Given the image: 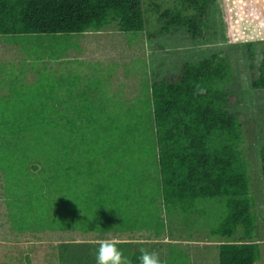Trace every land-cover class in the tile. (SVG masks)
<instances>
[{
    "label": "trees",
    "instance_id": "16d2710c",
    "mask_svg": "<svg viewBox=\"0 0 264 264\" xmlns=\"http://www.w3.org/2000/svg\"><path fill=\"white\" fill-rule=\"evenodd\" d=\"M174 1L192 13L166 10L161 33L184 28L204 39L217 0ZM113 22L124 32L143 31V0H0L3 35H82ZM248 48L253 86L264 89V46ZM233 72L227 56L214 54L155 79L131 104L117 99L114 106L112 97L92 98L87 90L42 96L40 85L0 96V170L20 209L16 221L30 214L20 208L25 200L42 215L57 213L62 229L94 230L84 225L98 209L104 221L117 218L120 228L133 229L160 221L161 205L190 212L197 200L223 199L226 217L211 229L223 238L220 264H262V244L252 239L258 218L240 151L242 124L230 109ZM260 167L264 175V145ZM140 254L131 264H140Z\"/></svg>",
    "mask_w": 264,
    "mask_h": 264
},
{
    "label": "rangeland",
    "instance_id": "374dc122",
    "mask_svg": "<svg viewBox=\"0 0 264 264\" xmlns=\"http://www.w3.org/2000/svg\"><path fill=\"white\" fill-rule=\"evenodd\" d=\"M143 8L146 23L140 32H124L113 22L82 35L0 34V96L40 85L46 92L42 96L58 91L64 98L69 91L77 96L87 90L92 98L112 97V106L117 99L131 104L146 85L179 73L184 63L214 54L227 56L234 71L230 109L242 124L240 151L248 166L250 192L256 198L257 232L252 239L262 244L264 264V175L260 167L264 89L253 86L248 48L252 42L256 52L263 49L264 0H217L211 10V27L202 40H195L184 28L161 33L166 10L192 13L180 2L143 0ZM6 184L0 170V264H96L99 246L95 241L103 239L120 241L118 247L129 261L136 250L144 248L156 252L166 264H220L223 238L212 236L211 229L226 217L223 199L197 200L190 212L161 205L160 221L156 217L133 229L120 228L117 218L104 221L98 209L96 218L84 225L94 230L85 231L59 228L57 213L42 215L40 208H29L25 200L20 208L30 214L16 221L20 209L11 203ZM54 199L53 195L48 202ZM237 239L244 238L238 234Z\"/></svg>",
    "mask_w": 264,
    "mask_h": 264
},
{
    "label": "clouds",
    "instance_id": "9594fccd",
    "mask_svg": "<svg viewBox=\"0 0 264 264\" xmlns=\"http://www.w3.org/2000/svg\"><path fill=\"white\" fill-rule=\"evenodd\" d=\"M98 244L96 264H131L124 253L118 247L120 241L114 239H103L95 241ZM140 264H161L156 252L149 253L146 249H140Z\"/></svg>",
    "mask_w": 264,
    "mask_h": 264
}]
</instances>
